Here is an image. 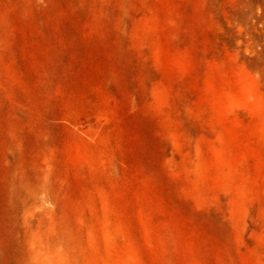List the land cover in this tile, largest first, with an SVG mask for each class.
<instances>
[{
    "label": "rangeland",
    "instance_id": "rangeland-1",
    "mask_svg": "<svg viewBox=\"0 0 264 264\" xmlns=\"http://www.w3.org/2000/svg\"><path fill=\"white\" fill-rule=\"evenodd\" d=\"M0 264H264V0H0Z\"/></svg>",
    "mask_w": 264,
    "mask_h": 264
}]
</instances>
